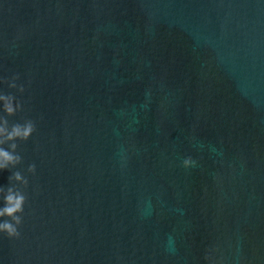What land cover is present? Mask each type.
Listing matches in <instances>:
<instances>
[{
  "label": "water",
  "instance_id": "water-1",
  "mask_svg": "<svg viewBox=\"0 0 264 264\" xmlns=\"http://www.w3.org/2000/svg\"><path fill=\"white\" fill-rule=\"evenodd\" d=\"M0 92V264H264V0H0Z\"/></svg>",
  "mask_w": 264,
  "mask_h": 264
},
{
  "label": "clouds",
  "instance_id": "clouds-1",
  "mask_svg": "<svg viewBox=\"0 0 264 264\" xmlns=\"http://www.w3.org/2000/svg\"><path fill=\"white\" fill-rule=\"evenodd\" d=\"M9 87H17L19 91H23L22 86L14 83H9ZM20 108L21 104L16 97L0 92V171L12 169L7 177L8 184L0 185V217H11V222L0 221V233L8 238H15L20 234L17 225L21 223V217L17 213L23 212L26 197L22 187L28 182L21 171L15 168L21 161V156L16 151V141L27 140L34 130V124L30 119L23 122L8 121L7 117L12 116ZM181 163L188 167L195 162L190 157H185ZM26 171L33 172L34 165L28 164Z\"/></svg>",
  "mask_w": 264,
  "mask_h": 264
}]
</instances>
